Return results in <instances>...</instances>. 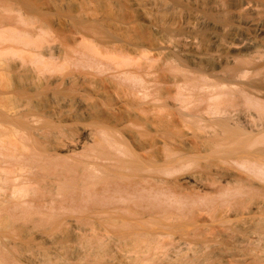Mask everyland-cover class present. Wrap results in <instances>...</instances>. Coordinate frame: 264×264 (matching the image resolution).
<instances>
[{
  "label": "bare ground",
  "instance_id": "1",
  "mask_svg": "<svg viewBox=\"0 0 264 264\" xmlns=\"http://www.w3.org/2000/svg\"><path fill=\"white\" fill-rule=\"evenodd\" d=\"M0 0V264H264V0Z\"/></svg>",
  "mask_w": 264,
  "mask_h": 264
},
{
  "label": "rangeland",
  "instance_id": "2",
  "mask_svg": "<svg viewBox=\"0 0 264 264\" xmlns=\"http://www.w3.org/2000/svg\"><path fill=\"white\" fill-rule=\"evenodd\" d=\"M45 3H46V0H39V2L37 3L38 6H43L45 7Z\"/></svg>",
  "mask_w": 264,
  "mask_h": 264
}]
</instances>
